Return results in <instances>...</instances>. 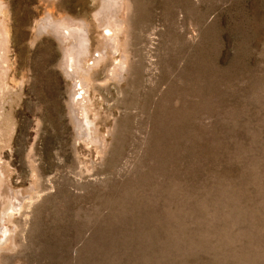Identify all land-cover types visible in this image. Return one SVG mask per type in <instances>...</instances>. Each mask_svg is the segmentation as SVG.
<instances>
[{
  "label": "rangeland",
  "instance_id": "rangeland-1",
  "mask_svg": "<svg viewBox=\"0 0 264 264\" xmlns=\"http://www.w3.org/2000/svg\"><path fill=\"white\" fill-rule=\"evenodd\" d=\"M0 264H264V0H0Z\"/></svg>",
  "mask_w": 264,
  "mask_h": 264
},
{
  "label": "bare ground",
  "instance_id": "bare-ground-1",
  "mask_svg": "<svg viewBox=\"0 0 264 264\" xmlns=\"http://www.w3.org/2000/svg\"><path fill=\"white\" fill-rule=\"evenodd\" d=\"M112 4H110V3H108L105 7H104V9L105 8H107V9H105L106 11L105 12H107V10H108V8L111 6ZM103 12V11H102ZM105 18V16H103V15H101V19H104ZM45 24H44V26H43V28H45V29H48V27H49V29L51 28V29H53L52 27L53 26H56V25H54V23L48 18L47 20H45V22H44ZM56 28H59V27H57L56 26ZM61 29V28H60ZM72 36V38H74V42H75V44L73 45V47H72V50H71V52H72V56L75 58V63L77 64V67L81 64V61H82V58H83V56H87V54H88V39H87V36H86V30H83V31H80V32H78L77 34H73V35H71ZM76 64H75V66H76ZM71 67H73L72 65H71ZM72 75H73V77H76L77 76V78H79L78 77V75H77V70L75 69V71H73L72 72ZM83 83L84 82H82V81H80V84H81V86L83 87ZM74 113V112H73ZM77 118L78 117H76V116H73V121H74V124H76V126L78 125V127H79V125H81V124H78L77 123ZM79 119V118H78ZM80 120V119H79ZM79 120H78V122H79ZM80 122H81V120H80ZM79 122V123H80ZM86 124V123H85ZM85 126V125H84ZM80 128H82V127H80ZM85 129V128H84ZM84 129H82V130H84ZM89 129V128H88ZM81 130V129H80ZM81 130V131H82ZM85 130H87V129H85ZM82 133V132H81ZM86 134V133H85ZM85 134H84V136H85ZM88 135V134H87ZM14 208H16L15 207V205H14ZM3 219V218H2ZM6 232V231H5Z\"/></svg>",
  "mask_w": 264,
  "mask_h": 264
}]
</instances>
